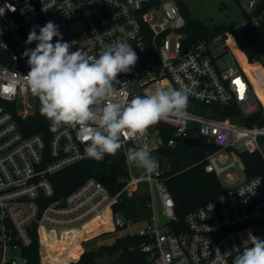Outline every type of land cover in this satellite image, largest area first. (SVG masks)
<instances>
[{
  "label": "built area",
  "instance_id": "1",
  "mask_svg": "<svg viewBox=\"0 0 264 264\" xmlns=\"http://www.w3.org/2000/svg\"><path fill=\"white\" fill-rule=\"evenodd\" d=\"M48 21L58 25L63 41L74 42L71 52L83 46L96 56L115 40L131 44L138 60L130 72L118 75L114 102L126 104L157 88H175L186 90L188 100L197 105L183 117L169 115L161 121L175 127L170 145L194 137L216 147L206 157L205 171L214 174L225 191L188 213L184 227L179 226L174 199L161 176L164 165L156 150L162 140L153 125L143 135L122 134L121 151L125 156L128 148L146 147L159 163L157 173L135 174L126 162L128 174L118 176L113 189L90 178L66 196L55 197L51 177L89 157L78 127L64 125L53 132L50 121L47 132L34 133L29 127L28 120L41 113V105L25 79L29 65L22 53L36 46L26 43L30 31L38 34ZM186 25L175 0H0V264H29L35 236L41 262L50 253L58 261L47 258V264H71L75 260L68 253L80 233L102 234L104 217L114 229L145 224L135 233L150 238L141 245L148 255L146 264H233L238 251L251 246L249 233L264 239V177H249L243 158L257 154L264 163V124L245 126L200 112L206 106H233L231 115L221 116L243 120L263 104L238 55L230 51L233 34L191 43ZM214 44L225 48L230 65L221 63L223 55L212 53ZM212 112L220 115L215 108ZM89 123H98V117ZM142 190L149 194L148 218L133 222L114 212L124 192ZM160 209L170 220L165 225L159 223ZM93 223L96 230L85 232ZM65 235L67 245L58 255L48 241Z\"/></svg>",
  "mask_w": 264,
  "mask_h": 264
},
{
  "label": "clouds",
  "instance_id": "2",
  "mask_svg": "<svg viewBox=\"0 0 264 264\" xmlns=\"http://www.w3.org/2000/svg\"><path fill=\"white\" fill-rule=\"evenodd\" d=\"M33 42L35 48L22 55L29 65L25 79L40 101V112L51 122L53 132L64 125L78 127L77 134L91 159L100 161L105 155H115L123 146L122 134L143 135L169 115H185L188 93L184 89L157 88L126 104L114 102L118 75L130 72L138 60L126 39L104 45L96 56L87 54L83 46L71 52L74 42L63 41L58 25L48 21L38 34L35 29L30 31L26 43ZM96 117L98 123L90 124ZM125 156L129 165L148 175L158 172L157 159L144 146L128 148ZM248 241L251 246L238 251L233 264H264V239L249 233Z\"/></svg>",
  "mask_w": 264,
  "mask_h": 264
},
{
  "label": "trees",
  "instance_id": "3",
  "mask_svg": "<svg viewBox=\"0 0 264 264\" xmlns=\"http://www.w3.org/2000/svg\"><path fill=\"white\" fill-rule=\"evenodd\" d=\"M175 1L186 19L185 32L191 43L202 40L209 42L219 35H225L227 32L233 34L247 61L253 65H248L232 38H230L229 44L236 49L238 58L251 77L256 93L264 105V71L258 64L264 56V0L256 2L251 11L242 8V15L247 25H241L231 31H228L224 26H205L193 17L192 12L184 6L181 0ZM204 108L214 109L212 106ZM28 122L30 129L34 133L47 132L50 126L49 120L39 112L35 113ZM21 124L23 125L24 122ZM242 124L245 126L264 124V109L262 105L256 112L244 118ZM153 126L158 129L162 140V145L156 150L161 164L164 165V171L161 176L174 199L176 218L182 228L184 227V218L188 213L215 200L225 191L221 181L214 174L205 171L206 157L215 151L216 147L205 139H202L198 147L186 145L183 139L176 141L174 145H170L169 141L174 138L175 127L162 121ZM46 141L49 142L47 135ZM243 158L249 177H264V163L259 155L244 154ZM114 173L119 177L128 174L126 158L121 149L115 155H105L103 160L97 161L87 158L54 174L51 180L56 191L55 197L66 196L90 178L100 179L103 175ZM148 200L149 194L145 190L131 195L124 192L117 203L114 204L113 210L116 214L123 215L127 220L139 222L148 218L151 214L147 206ZM95 228L97 226L94 223L90 224L86 227V232H92ZM101 230L105 231L108 229L102 227ZM121 230L123 228L117 227L114 231L118 232ZM110 233L105 232L100 236ZM92 236L93 234L86 235V239L88 240ZM54 238L55 236L51 239ZM149 242L150 238L147 236L127 233L116 237L111 244L103 245L97 250H85L81 256V244L76 242L68 254H73V260L78 259L80 256L77 261L71 264H146L148 255L142 251L141 245ZM57 246H59V243ZM28 254L29 264H41L37 236H35ZM103 256L111 257L112 260L108 263H102L98 259ZM45 259L46 256H43V264H45Z\"/></svg>",
  "mask_w": 264,
  "mask_h": 264
},
{
  "label": "rangeland",
  "instance_id": "4",
  "mask_svg": "<svg viewBox=\"0 0 264 264\" xmlns=\"http://www.w3.org/2000/svg\"><path fill=\"white\" fill-rule=\"evenodd\" d=\"M184 6L189 8V10L192 12L193 17L198 19L202 24L208 27L212 26H224L227 28L228 31H231L241 25H244L246 23L244 16L242 15V8L251 11V3H256L260 0H181ZM234 43L235 41L232 40ZM230 51L235 54L236 56L237 51L236 49L229 44ZM212 53L215 56L223 55V60L221 63L225 65H230L231 61L230 58L224 54L225 48L220 46V44H214L211 47ZM261 67H263L264 70V56L261 59ZM190 106L197 107V105L194 102H191L188 100V106L186 110ZM264 108V105H263ZM201 113H209L211 117H216V119L220 120H226L229 123H235V124H242V119L239 116L235 117H222L219 114H215L212 112V110L207 108H200ZM157 138V136H154ZM264 142V140H262ZM159 144V141L156 140V145ZM154 156V153L151 154ZM133 170L135 174L145 175L146 173L143 172L142 169L137 168L133 165ZM101 227H103L101 225ZM107 227V226H104ZM109 227L111 228V225L109 223ZM145 227V224L135 225L132 228L129 229H123L121 231L115 232L114 230L108 231L111 232L110 234H106L104 236H93L90 237L88 240L85 238V242L82 243L83 252L85 250H97L103 245L111 244L116 237L123 236L127 233H135L140 228ZM96 230V229H95ZM107 232V231H106ZM105 233V232H103ZM102 233V234H103ZM81 234V233H80ZM82 252V253H83ZM82 254H80L81 256ZM80 258V257H79ZM102 263H108L112 259L108 256H103L98 259ZM40 263L41 257H40Z\"/></svg>",
  "mask_w": 264,
  "mask_h": 264
},
{
  "label": "water",
  "instance_id": "5",
  "mask_svg": "<svg viewBox=\"0 0 264 264\" xmlns=\"http://www.w3.org/2000/svg\"><path fill=\"white\" fill-rule=\"evenodd\" d=\"M214 108L220 113L222 116H229L234 112L233 106H220V105H214ZM202 139L201 138H187L184 140V143L188 146L198 147L201 144ZM118 175L116 173L110 174V175H103L100 178V181L105 184L108 188L113 189L115 187V183L117 180ZM159 223L160 225L167 224L170 220L169 218L165 217L162 213V210H159Z\"/></svg>",
  "mask_w": 264,
  "mask_h": 264
},
{
  "label": "bare ground",
  "instance_id": "6",
  "mask_svg": "<svg viewBox=\"0 0 264 264\" xmlns=\"http://www.w3.org/2000/svg\"><path fill=\"white\" fill-rule=\"evenodd\" d=\"M107 218L104 217V223L102 224V226H103V228L109 230L110 227H109V222H108ZM104 226H107V227H104ZM85 232H86V229H85ZM52 237L53 236H51V238ZM85 238H86V235H83L82 232H81V234L79 235V239H78L77 242H81L82 240H85ZM67 239H68V235L63 236L62 239H57L55 237L54 239L49 240L48 241V244L51 246L52 250L56 254L60 255V254H62V250H64L65 249V246L67 245ZM58 243H59V246L56 247V245ZM68 257L69 258H72L73 257V254L72 253L68 254ZM47 258H50V261H58V258L56 256H53V255H51L49 253L48 254V257H46V259H45V264H47Z\"/></svg>",
  "mask_w": 264,
  "mask_h": 264
},
{
  "label": "crops",
  "instance_id": "7",
  "mask_svg": "<svg viewBox=\"0 0 264 264\" xmlns=\"http://www.w3.org/2000/svg\"><path fill=\"white\" fill-rule=\"evenodd\" d=\"M235 45L237 46V48H238V50L240 51V53L243 55V57L245 58V60H246V62L248 63V65H253V64H250L248 61H247V58H246V56H245V54L241 51V49L239 48V46L237 45V43H236V41H235ZM254 64H257V63H254ZM258 64L261 66V62H258ZM262 69H263V67H262ZM264 71V70H263ZM111 230H114V228L111 226V228H109V230H106L107 232L108 231H111ZM106 231H104V232H106ZM81 247H82V245H81ZM82 252H83V247H82V251H81V253L80 254H82ZM80 257V256H79ZM79 257H78V259H79ZM78 259H76L75 261H77Z\"/></svg>",
  "mask_w": 264,
  "mask_h": 264
},
{
  "label": "snow or ice",
  "instance_id": "8",
  "mask_svg": "<svg viewBox=\"0 0 264 264\" xmlns=\"http://www.w3.org/2000/svg\"><path fill=\"white\" fill-rule=\"evenodd\" d=\"M235 83H236L238 86L242 87V85H241V82H240V81H236Z\"/></svg>",
  "mask_w": 264,
  "mask_h": 264
}]
</instances>
